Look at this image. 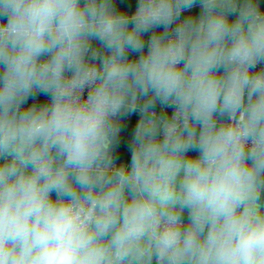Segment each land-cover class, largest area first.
<instances>
[{
    "label": "clouds",
    "instance_id": "1",
    "mask_svg": "<svg viewBox=\"0 0 264 264\" xmlns=\"http://www.w3.org/2000/svg\"><path fill=\"white\" fill-rule=\"evenodd\" d=\"M0 264H264L260 0H0Z\"/></svg>",
    "mask_w": 264,
    "mask_h": 264
},
{
    "label": "crops",
    "instance_id": "2",
    "mask_svg": "<svg viewBox=\"0 0 264 264\" xmlns=\"http://www.w3.org/2000/svg\"><path fill=\"white\" fill-rule=\"evenodd\" d=\"M121 7H128L129 9L134 8L135 0H118ZM261 7L264 8V0H260ZM41 99H47V97L41 96ZM31 102V101H30ZM157 111H159V106L157 107ZM168 111V110H167ZM138 117L136 115H131L127 118H125V123L127 124V127L124 130L123 135L127 138H131V132L134 127V122ZM118 151H122L123 158L127 159L128 162H130V153L127 151V141L125 140L124 143L120 146Z\"/></svg>",
    "mask_w": 264,
    "mask_h": 264
},
{
    "label": "built area",
    "instance_id": "3",
    "mask_svg": "<svg viewBox=\"0 0 264 264\" xmlns=\"http://www.w3.org/2000/svg\"><path fill=\"white\" fill-rule=\"evenodd\" d=\"M167 110H168V112H169V113L172 111V109H171V108H169V109H167Z\"/></svg>",
    "mask_w": 264,
    "mask_h": 264
}]
</instances>
